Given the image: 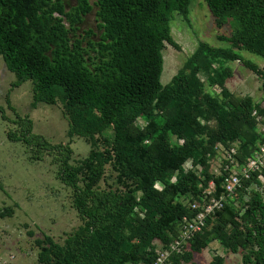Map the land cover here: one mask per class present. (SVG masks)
<instances>
[{
    "label": "trees",
    "instance_id": "16d2710c",
    "mask_svg": "<svg viewBox=\"0 0 264 264\" xmlns=\"http://www.w3.org/2000/svg\"><path fill=\"white\" fill-rule=\"evenodd\" d=\"M193 1L0 0V63L15 73L12 87L31 81L33 108L62 101L70 139L91 144L89 154L74 161L71 141L54 143L36 133L31 116L21 115L7 96L18 126L8 131L9 140L52 156L81 220L63 242L49 234L35 240L38 264H151L156 250L179 236L183 216L192 214L183 196L199 198L212 180L215 195L225 193L224 177L213 172L216 147L237 142L243 163L264 143V97L226 86L231 63L240 61L261 78L264 91V68L241 54L264 57V0H205L217 27L231 25L230 35H218L230 45L199 41L170 82H162L167 43L182 48L172 20L178 13L190 23ZM95 8L96 27H84ZM204 72L221 92L205 90ZM0 112L10 121L3 106ZM139 118L148 122L144 128ZM190 158L198 171L184 170ZM108 166L114 182L104 188ZM261 173L243 178L187 250L172 256L173 264L191 262L213 241L241 254L239 264H264ZM13 213L11 206L0 208L2 217ZM225 263L216 256L206 264Z\"/></svg>",
    "mask_w": 264,
    "mask_h": 264
},
{
    "label": "rangeland",
    "instance_id": "374dc122",
    "mask_svg": "<svg viewBox=\"0 0 264 264\" xmlns=\"http://www.w3.org/2000/svg\"><path fill=\"white\" fill-rule=\"evenodd\" d=\"M189 8L190 23L178 13H175L172 20V34L182 48L179 50L167 43L163 51L164 84L169 83L179 68L185 65L199 41H206L214 46L230 45L221 41L218 35H230L231 25L217 27L205 0H194ZM95 10L96 8L86 17L84 27H96ZM241 54L264 68V57L246 50H242ZM231 65L234 75L226 82L228 89L235 94H251L255 99H262L264 91L261 78L240 61ZM200 77L206 91L213 95L221 92L219 85L210 84L205 72ZM15 79V73L1 59L0 106L5 108L10 121L4 120L0 112V208L11 206L14 213L12 216H0V264H38L39 248L35 240L49 234L55 240L63 242L67 234L81 224V220L73 206L72 189L58 179L57 166L52 163V156L46 152H40L36 156L22 142L9 140L8 131L15 130L18 126L11 121L17 116L9 107L7 96H10L13 106L21 115L31 116L36 133L54 143L71 141L74 161L86 157L91 144L80 137L70 139L69 122L64 115L62 101L55 105L40 103L33 108L32 82L27 81L13 88L12 82ZM203 122L211 128H215L217 124L214 119H204ZM174 141L179 142V139L174 137ZM111 172V167L108 166L102 187L114 182L110 177ZM216 256L225 257V264L241 263V254L225 252L219 242L213 241L202 253H196L191 262L184 264H206Z\"/></svg>",
    "mask_w": 264,
    "mask_h": 264
},
{
    "label": "built area",
    "instance_id": "2783aa9c",
    "mask_svg": "<svg viewBox=\"0 0 264 264\" xmlns=\"http://www.w3.org/2000/svg\"><path fill=\"white\" fill-rule=\"evenodd\" d=\"M256 113V112H255ZM259 119H262L259 117ZM140 127L144 128L147 121L143 118L138 119ZM264 131V124L262 126ZM180 143H184V139H179ZM238 143L230 147L219 144L216 149L218 151L217 158L213 162V172L216 175H222L225 182V193L216 196V183L212 180L203 190L199 198L183 196L180 201L191 209V215H184L180 223L179 236L175 238L169 245H161L157 251V257L151 264H173L172 256L174 254L184 253L187 250L190 241L198 232H202L207 226V220L214 215L217 210L224 207L225 202L233 196L242 185L243 178H250L253 173L264 170V143L259 145V149L255 154L249 157L245 162L241 163L237 158ZM184 170L190 169L198 171L194 165L193 159L190 158L184 164ZM259 178L264 181V175L261 173ZM162 188V184L157 185Z\"/></svg>",
    "mask_w": 264,
    "mask_h": 264
}]
</instances>
